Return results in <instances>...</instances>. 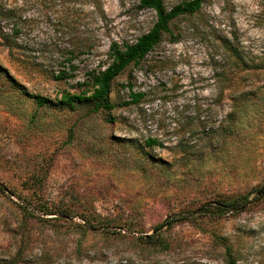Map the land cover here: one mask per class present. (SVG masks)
Returning a JSON list of instances; mask_svg holds the SVG:
<instances>
[{
    "label": "rangeland",
    "instance_id": "obj_1",
    "mask_svg": "<svg viewBox=\"0 0 264 264\" xmlns=\"http://www.w3.org/2000/svg\"><path fill=\"white\" fill-rule=\"evenodd\" d=\"M139 5L0 0L33 19L20 35L31 58L0 46V63L32 95L91 93L110 46L154 25ZM170 30L114 79L111 110L39 107L0 76V264H228L226 246L235 264H264V0H208ZM74 47L73 72L48 58ZM64 66L73 77L57 79ZM132 91L141 102L129 104ZM243 194L253 203L241 213L159 230L167 249L141 239L176 213ZM83 218L101 225L85 231Z\"/></svg>",
    "mask_w": 264,
    "mask_h": 264
},
{
    "label": "trees",
    "instance_id": "obj_2",
    "mask_svg": "<svg viewBox=\"0 0 264 264\" xmlns=\"http://www.w3.org/2000/svg\"><path fill=\"white\" fill-rule=\"evenodd\" d=\"M208 0H185L171 9H168L165 6L164 0H139L141 9H149L155 12L156 21L152 28L145 34L141 35L137 40L132 44H125L120 46L118 43H113L110 46L109 56L112 60L111 64L104 70L94 71L89 77V83L91 87V93H62L59 99L55 101L43 97L40 95L29 94L27 89L20 84L13 75L8 71V69L0 63V76L4 77L9 85L19 93H23L33 100L39 107L43 106H57L59 108L75 110L79 105L92 104L93 110L98 112L100 110H111L114 105L110 101V93L112 88V82L116 77L122 74L131 64H139L153 49L162 41L163 36L171 32L170 25L171 23L182 16H192L197 13L203 4ZM17 8V7H16ZM0 8V22L4 21L11 25L10 32H2L3 28L0 29V46L7 50L8 56L12 58H17V52L22 51L23 41L20 39V35L23 33V30L27 28L26 25H29L33 21L31 18L24 17V15H17L18 11H21V8ZM70 25L74 24L75 21L70 20ZM226 50L229 51L232 56L238 58L237 64L239 65L240 58L238 53L231 47L230 44L225 46ZM77 47H74L73 50L67 49L66 52L62 50H56L50 52L48 58L61 59L62 64H68V69L70 72L76 70L73 61L77 58ZM23 53V51H22ZM25 60L31 58V55L23 53ZM57 59V60H58ZM61 71H58L57 79H65L66 76L73 77L71 73H67L65 66ZM71 74V75H70ZM144 97L143 93L131 92L129 104H137L141 102ZM158 144L157 139H149L147 141V146H152ZM261 195L264 194V187L260 189ZM259 195L258 197H260ZM257 197V199H258ZM253 203V200L249 199L248 194L237 195L232 198L218 199L209 203H205L200 208L191 211H182L171 216L164 223L155 228L153 235H145L141 239L148 246H161L164 249H167L166 242L163 241L159 230L166 227L171 228L178 221L188 220V216L192 217L195 214L199 215H208V216H225L229 213H241L248 208L249 205ZM48 214V213H47ZM84 225H80V228L87 230L86 227L95 228L97 225L93 223L90 219L83 218ZM226 257L228 259V264H235V260L231 259V248L229 246L225 247ZM237 262V257H236ZM13 263V260L10 264ZM114 264H126L123 261H118Z\"/></svg>",
    "mask_w": 264,
    "mask_h": 264
}]
</instances>
